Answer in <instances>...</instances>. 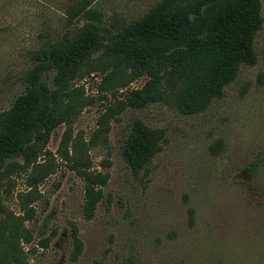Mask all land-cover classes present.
<instances>
[{
  "label": "rangeland",
  "instance_id": "obj_1",
  "mask_svg": "<svg viewBox=\"0 0 264 264\" xmlns=\"http://www.w3.org/2000/svg\"><path fill=\"white\" fill-rule=\"evenodd\" d=\"M86 1L109 25L137 19L160 0ZM83 3L0 0V112L22 93L32 53L75 31L66 24V11ZM260 3L255 65L241 66L200 114H179L169 103L126 109L110 118L104 141L90 144L98 117L125 89L102 82L109 70L94 69L72 81L87 104L68 126V152L72 146L83 149L91 168L107 172L108 180L92 219L84 220L82 182L59 155L65 125L51 133L46 153L35 163L8 161L19 167L0 173V206L29 233L30 243L19 244L28 250L29 264H122L130 256L135 264H264V0ZM144 80L126 88H139ZM134 118L164 133L160 151L136 175L120 157ZM39 166L48 167L47 175L34 181ZM71 224L81 244L75 261L69 258Z\"/></svg>",
  "mask_w": 264,
  "mask_h": 264
},
{
  "label": "trees",
  "instance_id": "obj_2",
  "mask_svg": "<svg viewBox=\"0 0 264 264\" xmlns=\"http://www.w3.org/2000/svg\"><path fill=\"white\" fill-rule=\"evenodd\" d=\"M88 5L84 0L66 11V24L74 25L75 31L67 30L32 53V64L21 77L22 93L0 112V173L19 167L9 160L20 158L25 167L35 163L46 153L51 133L60 125L67 127L59 155L82 182L84 220L92 219L102 201L108 173L93 170L83 149L72 146L68 152V126L87 104L79 97L82 89L70 87L72 81L94 69L109 70L102 82L125 89L121 100L98 117L90 144L104 141L110 118L126 109L169 103L179 114H200L222 95L241 66L255 65L253 43L263 24L260 0H160L137 19L109 25ZM141 77L145 78L141 87L126 88ZM163 142L162 129L134 118L120 146L121 160L136 175L145 170ZM38 168L34 181L47 175V166ZM21 224V219L0 206V264H29L28 250L24 252L19 244H29L31 238ZM70 236L69 258L75 261L81 244L73 224ZM47 242V238L40 240L43 248ZM122 264H135V260L130 256Z\"/></svg>",
  "mask_w": 264,
  "mask_h": 264
}]
</instances>
